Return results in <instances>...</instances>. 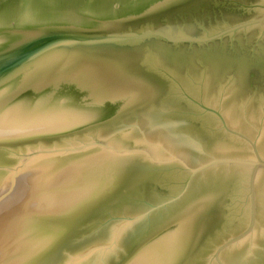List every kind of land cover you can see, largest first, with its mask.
Returning <instances> with one entry per match:
<instances>
[{"label":"water","instance_id":"95a60500","mask_svg":"<svg viewBox=\"0 0 264 264\" xmlns=\"http://www.w3.org/2000/svg\"><path fill=\"white\" fill-rule=\"evenodd\" d=\"M0 264H264V0H0Z\"/></svg>","mask_w":264,"mask_h":264}]
</instances>
